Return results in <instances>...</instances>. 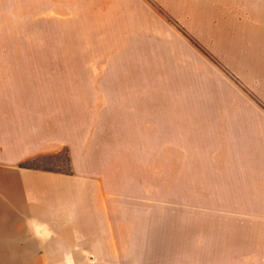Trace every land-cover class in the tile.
<instances>
[{"label": "rangeland", "instance_id": "1", "mask_svg": "<svg viewBox=\"0 0 264 264\" xmlns=\"http://www.w3.org/2000/svg\"><path fill=\"white\" fill-rule=\"evenodd\" d=\"M1 74L90 197L0 264H264V0H0Z\"/></svg>", "mask_w": 264, "mask_h": 264}, {"label": "crops", "instance_id": "2", "mask_svg": "<svg viewBox=\"0 0 264 264\" xmlns=\"http://www.w3.org/2000/svg\"><path fill=\"white\" fill-rule=\"evenodd\" d=\"M10 82L8 75L1 74L0 85ZM13 83H18V80L14 78ZM10 96L8 88L0 90V183L3 201L11 204L17 212L13 217L34 219L44 229L45 223L39 219L52 218L55 210L75 209V201L90 197V184L87 180L68 175L20 167L23 161L59 151L65 141H58L48 133L43 135L41 111L35 109L41 106L40 100Z\"/></svg>", "mask_w": 264, "mask_h": 264}, {"label": "trees", "instance_id": "3", "mask_svg": "<svg viewBox=\"0 0 264 264\" xmlns=\"http://www.w3.org/2000/svg\"><path fill=\"white\" fill-rule=\"evenodd\" d=\"M43 158L42 156L36 157L33 160H28L26 162H22L20 163L21 167H25V168H41V166H43V164H41L40 159Z\"/></svg>", "mask_w": 264, "mask_h": 264}, {"label": "bare ground", "instance_id": "4", "mask_svg": "<svg viewBox=\"0 0 264 264\" xmlns=\"http://www.w3.org/2000/svg\"><path fill=\"white\" fill-rule=\"evenodd\" d=\"M32 226H33L34 228H36L37 230L40 229V225H39V224L37 225V223H32Z\"/></svg>", "mask_w": 264, "mask_h": 264}]
</instances>
